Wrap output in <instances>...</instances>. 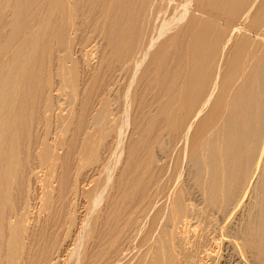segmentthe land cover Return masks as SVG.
I'll return each instance as SVG.
<instances>
[{"label":"bare ground","instance_id":"bare-ground-1","mask_svg":"<svg viewBox=\"0 0 264 264\" xmlns=\"http://www.w3.org/2000/svg\"><path fill=\"white\" fill-rule=\"evenodd\" d=\"M136 238L135 264L264 263V0H0V264H120Z\"/></svg>","mask_w":264,"mask_h":264},{"label":"rangeland","instance_id":"rangeland-1","mask_svg":"<svg viewBox=\"0 0 264 264\" xmlns=\"http://www.w3.org/2000/svg\"><path fill=\"white\" fill-rule=\"evenodd\" d=\"M90 36H91V34H90ZM54 93H55V95H54ZM68 93H69V88H67V87H61L60 83H55V82L53 83L52 82V84L50 85L49 92H48L47 96H50L52 103L53 102L54 103L52 104L51 107H48V102H46L45 100L43 101L44 102L42 104L43 107H44L43 108L44 109L43 110V115H44V117L46 119L41 124L36 125V129H35V132H36V134H37V136L39 138L41 136V137H44L45 140L50 139L52 141V140H58L59 138L63 137L62 135H64L63 134L64 132L60 128L59 120L62 118V115L67 116L69 114L70 108H69V105L67 104V101H66V99L68 100V97H67L68 96ZM117 94L118 93H116L114 96H111V99L112 100L110 101V106H109V107H111L110 109L115 108V104H117L115 102V100H114V98H116ZM66 106L68 107V110H67V107ZM64 116H63V118H64ZM43 133H45V134L43 135ZM59 135H60V137H59ZM122 139H124V136H122V138L121 139H118V140L115 139V138H113V137L112 138L108 137V141L107 142L109 143V142L112 141L113 142L112 143L113 147L111 145V147H109V150H107L108 153L106 152L104 154L105 155V157H104V163H103L104 170L100 173L101 175L104 174V173L107 174V171H108L107 168L111 164L114 163L117 166H120L122 164V163H118L116 161L118 159V155H120L121 151L123 150V148L120 147V144H119L120 143V140H122ZM37 150L39 151V148H37ZM32 165L36 167L34 169L33 174H30V179H31L32 182L34 181V179H33L34 178V175L37 176V177L38 176L39 177L41 176L40 178H43V179L44 178L47 179V176H48V179H53V175H52L51 171L49 172L48 169L43 168L44 166L41 167L38 164V161H37L36 165L35 164H32ZM40 170H43V171H40ZM44 173H45V175H44ZM35 195H36L35 197H39L40 196L39 194H35ZM78 199H77L78 201H76L77 202L76 203V205H77L76 209L77 210H76V212L74 214L75 217L77 215L83 214L81 212L84 211L83 210L84 207H82L83 204H84V197H81L80 196V198H78ZM245 200L241 203V205L238 207V209L235 211V213L230 217V222L231 223L238 222V220H240L243 217V215L245 214V212L247 210V206H248L247 204H248L249 198H246ZM244 202H246L247 204L244 203ZM98 207H99V205L96 206V208H98ZM245 207H246V209H245ZM81 208H83V209H81ZM92 213H93V210L91 211V213L89 215H92ZM72 229L73 228H71V230ZM68 232L69 231H67V228L63 229L62 232H61L62 241H61V246L60 247H61V249H63L59 253V254H61V255H59L61 258L63 257L64 247L66 246L65 244H67L66 243V240L69 237V235H67V234H71L70 232L69 233ZM137 234L138 235L139 234L141 235V233H138V232H137ZM138 235H137V237H138ZM224 242L225 241H223V243H220V245H219V251H217V253H216V256H215V258H216L215 259L216 260V264H258L257 262H254L255 260L253 259L254 260L253 261L252 258H248L247 260L244 261V260L238 258V256L236 257V255H234V252H232V249L228 245V243L226 244V242H225V244H224ZM136 243H137V238H136V241L134 240L133 242H131V245H130L131 247L129 246V248H128L129 251L128 250L126 251V257L123 260H121L120 264H135V260H136V257H137V249H136V247L134 248V244H136ZM131 249H133V250H131ZM72 254L73 253H71V258L70 259H73L75 257V255H72Z\"/></svg>","mask_w":264,"mask_h":264}]
</instances>
